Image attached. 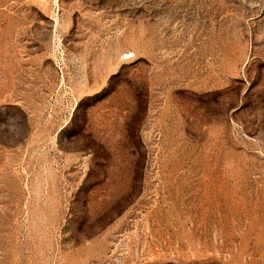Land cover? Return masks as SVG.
<instances>
[{
  "label": "rangeland",
  "instance_id": "rangeland-1",
  "mask_svg": "<svg viewBox=\"0 0 264 264\" xmlns=\"http://www.w3.org/2000/svg\"><path fill=\"white\" fill-rule=\"evenodd\" d=\"M0 264H264V0H0Z\"/></svg>",
  "mask_w": 264,
  "mask_h": 264
}]
</instances>
